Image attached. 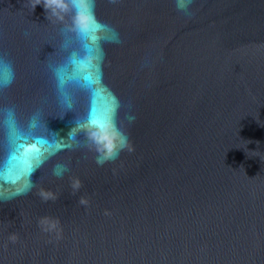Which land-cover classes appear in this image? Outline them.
I'll use <instances>...</instances> for the list:
<instances>
[{"label": "water", "instance_id": "1", "mask_svg": "<svg viewBox=\"0 0 264 264\" xmlns=\"http://www.w3.org/2000/svg\"><path fill=\"white\" fill-rule=\"evenodd\" d=\"M35 4L0 0V264H264V0H95L84 36Z\"/></svg>", "mask_w": 264, "mask_h": 264}, {"label": "clouds", "instance_id": "2", "mask_svg": "<svg viewBox=\"0 0 264 264\" xmlns=\"http://www.w3.org/2000/svg\"><path fill=\"white\" fill-rule=\"evenodd\" d=\"M178 12L185 16H192L191 6L194 0H173ZM95 0H36L35 7L41 5L46 12V16H51L63 20L65 15L71 14V25L67 31L84 36L90 33L93 23L99 24L94 14ZM15 79L12 62L3 55H0V91L11 86ZM59 87H63V81L59 82ZM70 108L71 105L69 104ZM7 120L14 116V110H6ZM134 117H129L133 120ZM79 132L86 137L90 147L97 153L96 162L103 165L105 162L114 160L119 153L129 148V140L125 132L118 126L115 119H111L103 127L95 124L74 125ZM71 133V130L69 131ZM58 169L67 170L66 166L58 165ZM59 175L60 172L54 170Z\"/></svg>", "mask_w": 264, "mask_h": 264}, {"label": "snow or ice", "instance_id": "3", "mask_svg": "<svg viewBox=\"0 0 264 264\" xmlns=\"http://www.w3.org/2000/svg\"><path fill=\"white\" fill-rule=\"evenodd\" d=\"M95 28H100V27H105L104 25L101 24H97V23H93V26ZM112 119V116L109 114V112H104L102 113L101 117L99 119L97 118H93L92 119V123L93 124H97L99 123L101 127H103L105 125V123H107L108 121H110Z\"/></svg>", "mask_w": 264, "mask_h": 264}]
</instances>
